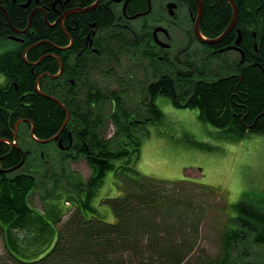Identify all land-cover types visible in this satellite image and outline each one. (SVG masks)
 <instances>
[{
  "label": "trees",
  "instance_id": "1",
  "mask_svg": "<svg viewBox=\"0 0 264 264\" xmlns=\"http://www.w3.org/2000/svg\"><path fill=\"white\" fill-rule=\"evenodd\" d=\"M183 1L197 14L195 0ZM203 1L202 33L208 38L218 37L232 19V7L225 0ZM235 1L239 7L236 28L242 31L239 48L244 53L243 62L232 61L227 53L219 51L233 44L236 28L216 45L199 43L191 28L186 32L187 45L179 52H162L152 33L161 22L157 16L165 6L164 0L153 1L145 28L105 31L101 41L95 44L99 53L93 55L83 52L78 56L80 28L69 29L74 44L66 51H58L56 46L70 45L69 37L60 27L51 29L42 14L33 16L32 32L23 36V42H11L12 47L0 55V73L6 77L5 83L0 84V141L5 140L0 143V230L6 258L0 264H183L187 261L197 246L203 204H193L195 198L186 190L194 183L155 180L136 171L143 139L148 134L147 130H141L146 129L142 128L146 124L163 119L155 103L163 95L178 108L198 109L200 119L222 130L227 140L239 142L250 133L264 135V0ZM20 2L0 0V6L7 10L16 28L25 29L31 10L19 8ZM131 7L146 11L148 0H133ZM90 16L95 21L108 20L104 11ZM53 20L50 16V21ZM6 22V13L0 9V46L10 41L5 30L13 34ZM195 43L198 46L191 49ZM48 53H57L63 60L62 75L56 79L50 76L60 70V61L54 55L36 65ZM123 58L135 67L140 64L146 78L155 79L144 82L132 110L125 104L126 97L130 99L125 88L102 89L95 79L97 74L103 75V80L106 75L116 76L113 64H121ZM44 73L50 75L39 79ZM117 83L121 85L120 80ZM38 86L41 93L59 99L71 113L59 139L69 146L72 137L73 143L67 152L56 149L59 168L55 159L45 151L42 153L47 145L34 141L30 130L33 122L36 138L50 139L63 127L66 112L55 101L38 93ZM107 102L113 108L105 113ZM141 111L147 116L140 118ZM22 119L25 121L18 130L19 147H13L15 125ZM111 124L114 135L107 137ZM81 157L91 169L87 180L69 171V163ZM23 158L20 169L8 172ZM112 171L125 176L126 193L103 200L116 218L115 223H108L96 214L88 215L95 210L92 201L106 174ZM162 185L172 187L163 190ZM38 188L45 190L42 211L29 200ZM63 193L73 209L59 227L65 215L60 205L64 201ZM236 208L249 218H259L260 228L255 230L250 223L237 219L241 229L227 233L224 255L215 260L216 264H231L234 246L238 241L245 243L247 237L258 246L264 245V217L243 202Z\"/></svg>",
  "mask_w": 264,
  "mask_h": 264
},
{
  "label": "rangeland",
  "instance_id": "2",
  "mask_svg": "<svg viewBox=\"0 0 264 264\" xmlns=\"http://www.w3.org/2000/svg\"><path fill=\"white\" fill-rule=\"evenodd\" d=\"M181 16L179 25L172 26L171 29V42L174 51L178 52L180 47L187 44L185 32L190 28L187 15ZM160 37L166 41L164 36ZM11 41L2 43L0 55L12 47ZM230 57L235 60L239 56L230 53ZM138 65L135 67L130 60L123 58L121 64H113L116 76L106 75L105 80L100 74L95 77L102 89L109 87L110 90L122 91L125 88L130 97V99L126 97L125 104L131 110L138 103L137 94L141 93L144 82L155 80L151 77L146 78L143 67ZM119 80L121 85L117 83ZM5 81V75L0 73V84H4ZM155 103L161 110L163 119L142 127L146 129L141 131L147 130L148 134L143 139L141 156L135 164L136 171L155 180L168 182L186 180L211 190L208 193L203 189H197L194 184L186 188L191 197L195 198L192 203L203 204L204 210L197 246L183 264H216L215 260L224 255L223 235L231 230L241 229L237 219L250 223V227H254L255 230L260 228L257 222L260 221L259 218H249L236 207L243 202L264 217V135L250 133L242 141H230L224 138L222 130L202 121L198 109L178 108L169 97L163 95L158 96ZM112 108L113 104L107 102L104 112L108 113ZM138 116L143 118L147 115L141 111ZM106 133L107 137L114 135L112 124ZM49 148L53 149L50 152L51 159H55L54 163L59 168V164H56L59 155L52 146ZM69 166L70 171L83 179L90 176V168L84 159L70 163ZM57 170L61 175L60 169ZM119 180L122 181L121 174L115 171L108 172L105 185L94 200V206L103 214L106 222L115 223V216L109 220L96 202L103 198L119 197L124 192ZM171 187L162 185L163 190ZM44 194V189H38L32 195L31 203L34 207L44 208L40 200V196ZM60 205L64 211L63 203ZM92 211L91 214L94 216L96 212ZM69 215L70 213L66 214L63 220ZM234 247L231 264H264V245H256L251 237L245 238V243L238 241ZM4 258L6 252L0 230V260Z\"/></svg>",
  "mask_w": 264,
  "mask_h": 264
},
{
  "label": "flooded vegetation",
  "instance_id": "3",
  "mask_svg": "<svg viewBox=\"0 0 264 264\" xmlns=\"http://www.w3.org/2000/svg\"><path fill=\"white\" fill-rule=\"evenodd\" d=\"M18 1L19 0H12L14 4L17 3ZM20 1L21 2L19 3V5H17L19 8L21 7L23 9L29 8L31 10L30 16H29V22L27 23L25 29L16 28L14 24L12 23L7 10H5L3 7L0 6V9H3V11L6 13V17L8 21L6 22V25L8 23V25H10L13 31V34H10L11 32H9L8 30L4 31L5 33H8L7 37L10 40H12L11 42H14V43L17 41L23 42V36H27L29 32H32L30 31V29L32 27L31 24H32L33 16L36 15L37 13H40L42 14L43 21L51 29H55L56 27L61 28L62 32L65 33L69 37L70 44L72 43L71 46L74 44V39L71 33L69 32V29L79 30L80 28V30L77 32V42L79 43V45H81L78 56H81L83 52H86L90 55H93V53L98 54L99 50L95 48V44H98L101 41V37L105 34V31H110L113 28L126 29V30H131V29H136V28H145V21L147 17V16H139L137 18H133L135 15L137 16L145 12L143 9H133L131 7V3L133 2V0H20ZM153 1L156 2V0H153ZM225 1L228 2L231 7H233L232 3L229 0H225ZM232 1H234L235 5L237 6L239 10V7L236 1L235 0H232ZM170 2L176 3L174 17H172V13L168 6ZM196 4H197V1H196ZM164 5H165L164 8L161 9L160 11V15L157 16L161 20V22L158 24L160 25L162 22L163 23L165 22L166 27L168 28L169 31H167V33L160 32L158 34V38L161 40H164L163 38L160 37L161 35L164 36L165 39H167L171 45V40H172L171 25L174 22L176 24L179 23L182 20L181 14H186L188 18L187 22L193 27L194 18L195 16H197V14L194 13L191 10V7L189 6V4H187L183 0H164ZM197 8H198V4H197ZM87 9H90V10H87ZM98 11L106 12V15L108 17V20L105 22L106 24L102 20L95 21L94 20L95 18L90 16L91 13L98 12ZM204 11H205V4H204ZM32 13H33V16L31 18ZM197 13H198V9H197ZM50 16L54 18L52 22L50 21ZM30 18H31V21H30ZM236 26L229 32V34L236 28ZM239 29L240 28H236L237 35H238ZM229 34L227 36H229ZM237 35L235 37V40L237 38ZM158 46L159 48H161L160 45ZM30 48L26 50L29 51ZM56 48L58 49V51L67 50V47L56 46ZM223 48H226V47H223ZM223 48H220L219 51L222 50ZM53 55L60 61V64L61 63L63 64V60L59 54L48 53L42 56L39 59V61L36 62V65L40 64L44 58H49V57H52ZM56 78H53V79H56ZM46 95L51 96L49 94H46ZM13 147H17V146L13 145Z\"/></svg>",
  "mask_w": 264,
  "mask_h": 264
},
{
  "label": "water",
  "instance_id": "4",
  "mask_svg": "<svg viewBox=\"0 0 264 264\" xmlns=\"http://www.w3.org/2000/svg\"><path fill=\"white\" fill-rule=\"evenodd\" d=\"M233 7H234V16H233V19L231 21V23L229 24V26L227 27V29L225 30V32L218 38H215V39H206L204 38L202 35H201V28H200V25H201V20H202V15H203V8H204V5H203V2L202 0H197V3H198V7H199V15H198V18L195 22V34L197 36V38L203 42V43H207V44H217L219 42H221L226 36L227 34L234 28L236 22H237V18H238V9H237V6L235 5L234 1L232 0H229ZM149 5H150V9L144 13V14H148L149 11L151 10V0H149ZM170 8H174L175 7V4H170L169 5ZM91 9V8H90ZM90 9H87V10H90ZM172 14H173V11H171ZM33 16V13L31 14V18ZM158 30H162L161 28H158L156 31H155V34L157 33ZM240 40H241V35H239L238 37V40L236 41V45L240 43ZM235 48V47H233ZM27 51V50H26ZM26 54V53H25ZM62 68H63V65L61 64V71H60V74L62 72ZM59 74V75H60ZM54 78V77H53ZM50 97V96H49ZM52 100L56 101L65 111H66V119H65V122L63 124V127L61 128L60 132L55 136L53 137L52 139L50 140H47V141H40L41 143H46V142H50V141H54L56 140L60 135L61 133L63 132L64 128L66 127L69 119H70V112L68 110V108H66L59 100H57L56 98L54 97H51ZM21 121L17 122L16 124V131H15V138L17 137V126L19 125ZM31 134L34 136V127L32 128V131H31ZM3 140H1L0 142H2ZM60 147L63 149V147L61 146V143L59 144ZM21 166L18 165L16 168H19Z\"/></svg>",
  "mask_w": 264,
  "mask_h": 264
},
{
  "label": "bare ground",
  "instance_id": "5",
  "mask_svg": "<svg viewBox=\"0 0 264 264\" xmlns=\"http://www.w3.org/2000/svg\"><path fill=\"white\" fill-rule=\"evenodd\" d=\"M54 78H56V76L54 77ZM38 92L40 93V94H42V95H44L45 97H48V98H51L52 96H47L45 93L43 94V93H41V90L40 89H38ZM58 100V99H57ZM70 120V119H69ZM69 122V121H68ZM68 124V123H67ZM67 126V125H66ZM65 129V128H64ZM16 146V145H15ZM116 219V218H115Z\"/></svg>",
  "mask_w": 264,
  "mask_h": 264
},
{
  "label": "crops",
  "instance_id": "6",
  "mask_svg": "<svg viewBox=\"0 0 264 264\" xmlns=\"http://www.w3.org/2000/svg\"><path fill=\"white\" fill-rule=\"evenodd\" d=\"M111 218H113L112 215H111Z\"/></svg>",
  "mask_w": 264,
  "mask_h": 264
}]
</instances>
